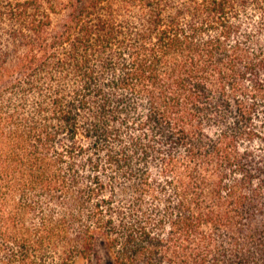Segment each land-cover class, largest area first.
<instances>
[{
  "label": "trees",
  "instance_id": "16d2710c",
  "mask_svg": "<svg viewBox=\"0 0 264 264\" xmlns=\"http://www.w3.org/2000/svg\"><path fill=\"white\" fill-rule=\"evenodd\" d=\"M263 31L264 0H0V264H264Z\"/></svg>",
  "mask_w": 264,
  "mask_h": 264
},
{
  "label": "rangeland",
  "instance_id": "374dc122",
  "mask_svg": "<svg viewBox=\"0 0 264 264\" xmlns=\"http://www.w3.org/2000/svg\"><path fill=\"white\" fill-rule=\"evenodd\" d=\"M240 14V22L244 29H247L246 27H251L253 23H255L256 20H258V16H260L259 11L252 9L251 7L247 9H241L239 10ZM66 13L65 11H62L59 16L56 17L55 20L59 21L64 17ZM260 40L264 43V31L260 34ZM102 260L100 263H97L96 261H89L87 259H84L82 257L78 258L77 264H116L115 263V256L114 253L108 252L105 249L102 248Z\"/></svg>",
  "mask_w": 264,
  "mask_h": 264
}]
</instances>
